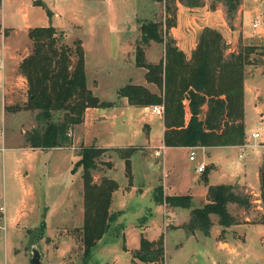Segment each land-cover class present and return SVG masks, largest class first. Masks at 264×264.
<instances>
[{
  "label": "rangeland",
  "instance_id": "rangeland-1",
  "mask_svg": "<svg viewBox=\"0 0 264 264\" xmlns=\"http://www.w3.org/2000/svg\"><path fill=\"white\" fill-rule=\"evenodd\" d=\"M21 1L24 0H0V14L11 20L12 12L14 13V18L9 22L13 28L6 29V42L12 43L13 46H21L25 39L30 43L28 37L21 31L23 21L19 14L26 12L28 23L31 20L36 25H48L45 11L41 6L32 4L24 8V4H20ZM44 1L53 5H67L63 12H59L60 16L55 17V24L59 22L66 27L70 22L79 19V15L73 11L74 8L68 7L67 3L70 0ZM203 1L208 3V0ZM245 7L249 11L245 17V25L247 23L248 28L243 39H238L233 51L243 45H255L257 50L250 55L255 62L245 68L243 79L242 147L234 145L221 150L215 148L212 155L210 154L212 158L207 159L203 152L194 146L190 149L194 152L193 160L188 159L189 150L169 147L163 149L160 156L156 157L153 155L156 148L147 150L140 145L145 141L143 135L148 132L145 120L151 127L150 143L160 144L162 117H158L150 110L145 112V119L141 121L138 114L130 115L131 111L125 109L98 108L97 113L90 109L85 114L84 122L77 126L75 135L80 136L84 144L93 142L96 145L118 147L133 144L135 147L128 156L129 182L134 186L135 193L124 196L120 193L123 191L121 188L120 191L117 188L113 192L109 212L114 218L95 242L88 259L84 262L80 242L82 223L80 169L71 172L75 160L74 153L80 144L74 143L73 145H78L62 149L19 147L18 125L22 128L28 125H31V128L36 126L35 112L7 117L5 134L2 132V145L5 149L3 152L0 150V204H4V230L0 229V264H28L33 246L40 254V264H133L131 251L124 249L123 246L125 248L137 246L140 235L151 238L160 234L164 241V264H264V225L245 228L244 241L230 251L225 250L227 246L225 238L232 237L231 233L234 232L228 230L229 226L228 231H219L227 233L221 241V243L224 241L223 244H219V250L214 245L212 236L205 237L203 245L189 240L184 242L179 233L187 232L176 229L175 224L178 218H181L178 216H183V213L177 212V218L175 216L173 218L171 207L163 202L154 203L149 191L152 183L156 186L162 185V167L167 172L169 183L178 186L179 192L187 187L191 194H199L201 178L210 167L209 164L202 162L204 168L198 174L194 167L199 160L205 162L213 160L218 164L219 170L210 174L211 182H230L243 163L253 161L254 155L257 158L264 157V152L257 144L264 139V59L258 55L260 45L263 43V32L249 29L250 22L256 15L261 14L264 18L262 13L264 6L260 0H241L238 8L243 10ZM91 8L94 9L98 24L94 37L89 30L79 31L73 25L66 27L62 33H65L63 42L66 45L70 46L76 38L83 40L86 48V80L89 83L91 77L95 79V95L103 100L115 101V89L126 83L128 76L129 79L132 78L130 80L134 79L149 90L156 91L154 85L143 80L144 70L133 65V56L139 36L138 21L149 19L163 22L162 3L156 0H94ZM125 13L129 19H124ZM162 30L164 31V27ZM116 37L130 39L129 50L123 56L125 68L118 62L120 58L116 55L117 46L114 42ZM226 46L225 53L228 52ZM143 47L144 61L155 63L162 58V44L150 41ZM91 115L103 116L104 119L91 121ZM27 130L29 129H25ZM255 130L260 133L257 140L249 137V133ZM120 159L122 158L112 150L97 157L96 168L91 172L93 181L98 182L102 176H111L120 187H126L123 160L121 162ZM106 161L110 163L109 167L104 164ZM262 165L264 162L257 173ZM140 189L141 192L136 193ZM246 194L250 201L248 208L258 213L257 217L260 215L264 218V200L259 194V184L254 188H248ZM191 203L192 206L197 205L195 201ZM227 209L232 214L230 204ZM212 220L214 222V219ZM42 223L44 227L40 228ZM215 230L216 227L209 228L208 233H215ZM4 238L7 241V253L4 249ZM176 242H181V245L174 247Z\"/></svg>",
  "mask_w": 264,
  "mask_h": 264
},
{
  "label": "trees",
  "instance_id": "trees-1",
  "mask_svg": "<svg viewBox=\"0 0 264 264\" xmlns=\"http://www.w3.org/2000/svg\"><path fill=\"white\" fill-rule=\"evenodd\" d=\"M156 1L163 5V22L149 19L138 21L139 36L133 56L135 66L144 70L143 80L154 85L156 91L142 84L125 83L115 91L116 97H125L126 102L133 106L162 107V145L165 147H241L244 145L243 79L245 68L255 62L250 55L257 47L243 45L236 51L225 53L220 33L213 28L203 27L195 47L186 58L167 34L175 24V2L188 8L201 7L205 2ZM240 3L241 0H208L207 7L213 10L220 4L225 19L231 25ZM40 5L49 17L50 12L43 4ZM27 37L30 40L29 51L17 65V73L25 81L26 100L5 108L35 111L36 126L23 134L25 146L38 149L69 148L70 130L82 122L84 110L108 108L113 102L99 100L88 88L83 50L78 40L70 46L66 45L63 33L50 24L29 28ZM150 41L163 45V56L155 63L144 61L143 46ZM259 49L258 55L264 59V30ZM133 149H109L123 160L126 187L130 186L128 156ZM106 150L92 145L79 146L71 167V172L80 169L83 262L114 218L108 208L111 193L118 187L117 182L107 176L94 182L91 175L96 168V158ZM104 164L110 166L108 161ZM258 182L259 194L264 200V165L258 173ZM152 199L154 203L163 202L169 207L189 208L188 219L178 225L187 233L200 231L207 234L213 223L226 228L237 222V217L228 212L229 204L245 210L249 206L247 194L236 192L227 184L208 185L206 202L200 207H192L190 195H162L160 184L154 187ZM260 220L264 221V218ZM40 226L43 228L44 224ZM131 257L144 264H163L162 234L155 240L140 235L138 247L131 252Z\"/></svg>",
  "mask_w": 264,
  "mask_h": 264
},
{
  "label": "crops",
  "instance_id": "crops-1",
  "mask_svg": "<svg viewBox=\"0 0 264 264\" xmlns=\"http://www.w3.org/2000/svg\"><path fill=\"white\" fill-rule=\"evenodd\" d=\"M93 2H94V0H70L69 3H67L68 7L72 6L74 8L73 11H75V13L79 15V19L77 21L74 20L73 22H70L66 27L73 25L79 31L87 29L90 31L91 35L94 37V35H96L95 31L98 29L97 28L98 24L96 23V16H95V13L93 11L94 9L91 8V3H93ZM260 2L264 6V0H260ZM40 3L43 4L46 7V9L50 12L49 17H47V15L45 14L46 22L48 24L52 25L53 27H55L56 29L60 30L61 32H62V30H66L67 28L65 26H62V24H60L59 22H57L58 24H55L54 19H55V17L60 16L59 12H63L65 7H67V5H61V6L53 5L50 3H46L44 0H24V1L20 2V4H24V8H26V6L30 7V6H32V4H37L38 6H41ZM109 8L111 9V7H109ZM18 9H16L17 13H19ZM248 12L249 11H248L247 7L243 8V10L241 8H238V10L236 11V13L232 19L231 25H230V24H228L227 20L225 19L223 8L220 4H217L213 10H210L207 7L206 3H204L203 6H201V7L188 8L179 2H175V24H174V26H172L169 29V35L173 39L174 45L177 47V49H179L184 54V56L186 58H188L191 50L195 47V45L197 43V38H198V35H199V32L201 31V29L203 27L213 28L220 33V35L222 36V40H223L224 44L227 45L226 46L227 51L230 52V51L234 50V47L236 46L238 39L239 38L243 39V37L245 36L244 35L245 30L248 28V27H246V26H248L247 23L245 25V17L248 14ZM262 13L264 14V8H263ZM19 15H20L21 20L23 21L21 31L23 32L24 36H27V30L29 28L40 26V25L33 24V22L31 20H29L30 23H28L27 22L28 16H27L26 12H23ZM260 16H262V15L260 14ZM13 18H14V13L12 12L11 20ZM124 19H129V17L126 13L124 15ZM11 20L6 19L4 15L0 14V129H1L0 131H2V129H3V131H2L3 134H5V131H6L5 129H6L7 117H11V118L15 117V116L18 117V115L21 113L24 114V113L35 112V111H30V110H16L15 111V110H11L9 108H5V107H9V106L16 105V104H21L26 100L25 81H24L23 77L17 73V65H18L19 61L28 53L29 42L25 39L24 42L21 44V46H13L12 43L9 42V44H8L6 42V34H7L6 29L7 28H13V26H10L11 24L9 23ZM16 20H17V17H16ZM6 21H8V22H6ZM249 29H251V26L249 27ZM97 34H98V31H97ZM63 35H65V33H63ZM75 40H78L80 42V45H81L82 50H83L84 72H85V78H86V69H87V67H86V48L84 46L83 40H81L79 38H76ZM75 40H73V41H75ZM103 42H106V41L103 40ZM114 42H115V45L117 46L116 55L118 56V58H120V60L118 62L122 66V68L123 67L125 68L123 56L129 50L130 39L128 40L127 38H124V37L122 39H119L118 37H116V40ZM133 65L135 66L134 60H133ZM126 68L129 69L127 66H126ZM136 68H140V67H136ZM90 79H91V82L88 83V81L86 80V84H87L88 88H90L92 93L95 95L94 91L96 88V82H95V79H93L92 77ZM130 79H132V78H130ZM130 79L128 76L126 78V81H127L126 83L141 84V83L135 81L134 79L133 80H130ZM124 84H122V85H124ZM122 85H120V86H122ZM120 86H118L115 89V91ZM96 97L102 101H109V100L100 99L98 96H96ZM112 102H113V104L108 108H116L119 110L125 109L128 111H131L130 115L131 114L132 115L138 114L141 121H144V119H145L144 118L145 112L149 111V106L138 107V106L129 105L126 102L125 97H120V98L116 97V100L112 101ZM118 102H120L121 105ZM90 109H94L96 111V113L99 112V110H97L98 108H86L84 110V113H83L82 122H84L86 112H88ZM90 118H91V121L96 120V119H98V120L104 119L103 116L94 117V115H91ZM144 122L148 126V132L145 135L142 134L144 136L145 141L143 143H140V145H142L147 150H151V149L153 150L157 147H160L162 145V137L160 140V144L154 145V144L150 143L149 132H150L151 127L147 123V120H145ZM79 124L74 125L73 128L70 130L71 146L74 143H79L80 144L79 146H91L92 145L95 147L105 148L108 150L115 148V147H118V146H110V145H96L93 142H90L89 144H84L82 142V140L80 139V136L75 135L77 126ZM18 126H19L18 132L20 133V137H19V143L17 145H19V147H26L28 149H38V148H30V147H27L24 145L23 134L25 132V129L31 128V125L25 126L23 128L20 125H18ZM160 129H161V135H162V131H163L162 121H161V128ZM78 134L80 135V133H78ZM73 136H74V139H73ZM2 142H3V138L1 139V145H0V150L3 152L5 147L2 145ZM77 145H73V146H77ZM228 146H234V145L197 146V148L203 152L202 154H203V156H205V158L210 159V158H212L211 155H212L213 149L218 148L219 150H221L222 148L228 147ZM121 147H134V145L130 144V145L121 146ZM167 148H169V147L163 146L162 150L163 149L165 150ZM177 148L187 149L189 151L191 149V147H186V146L185 147L180 146ZM54 149H62V148H54ZM170 149H172V148L170 147ZM108 150L104 151L101 155L108 152ZM189 151H188V154H189ZM157 157H159V156H157ZM252 159H253V161L243 163L242 167L238 168V170H237L238 172H236L237 175L235 177L233 176L231 178L230 182H211L209 179L210 174L212 172L214 173V172L219 170L218 164L213 160H209L208 162H205L202 159L199 160L197 163H199L201 161L204 164L206 163V164L210 165L206 174L204 176H202V178H201L202 186L200 187L199 194H194V193L191 194L188 191L189 188H187V187L183 188V190L181 192H179L177 190V189H180L178 186H174L173 184L169 183V181L167 180V178H168L167 172L162 167V175H161L162 185L160 184L161 193H162V195H185V194L190 195L191 201L192 202L195 201L197 203L196 206H192V207H200L202 204H204L206 202L205 193H206V187L208 185L227 184V185H231L233 187L234 191L241 192L244 194L247 192L248 188H250V187L254 188L255 186H257V184H259L257 181V176H258L257 172H258L260 165L264 162V157L257 158L254 155V157ZM120 161L122 162V159H120ZM197 163H196V165H197ZM122 165H123V163H122ZM109 178L113 179L111 176ZM204 180H206V181H204ZM197 181H198V179H197ZM155 186H156L155 183L154 184L152 183L149 186L150 187L149 191H150L151 197H152V192H153V189ZM117 188H118V190H119V188H121L123 190V191H120V190L119 191L124 196H127L130 193H133V194L135 193V188H134V186H131V185L129 187H124V186L120 187L118 185ZM141 190L142 189H140L139 192H136V193H140ZM113 192L111 193V200H112ZM2 205L4 207V204H2ZM191 205H193V203H191ZM230 205L233 209L232 215L237 217L236 218L237 222L235 224H232L229 226L228 230H232L234 232L231 233L232 237L225 238V240H227L226 241L227 246H226L225 250H227V251L233 250L234 248H237L241 245V243L244 241L245 228H247L249 226H253V225H264V221L260 220L261 216L258 215V217H257L258 213L252 211V209L250 210L249 208H247L245 210L242 208L240 209L233 204H230ZM157 206L161 207V205H157ZM109 207H110V205H109ZM171 209H172L171 213H172L173 218H174V216H175V218H177V216H176L177 212L183 213V216H178L181 218H178V221L175 223L176 229H178V228L181 229L180 227H178V225L187 220L189 208L171 207ZM109 210H110V208H108V212H109ZM161 211H162V209H161ZM17 219H18V217L15 219V221H17ZM2 221H3V227H4V211H3ZM212 227H216L215 233H212V234L211 233H207V234H203V233H179V235L182 237V240H184V242H187V240H189L192 242L195 241L196 243H200L202 245L205 243V241H204L205 237L212 236V238L214 240V245L219 250V244H223L224 241L222 243H221V241L223 239V236L225 234H227V233H220V232L226 231L228 227L222 228L221 226L217 225L216 223L212 224L210 228H212ZM217 232H219V233H217ZM157 237H158V235L153 236L151 238H146V239L155 240ZM5 238H4V249H5V253H7V241ZM138 241H139V237L137 239V246H134L132 248H125V249L128 251L130 250L132 252L134 249H136L138 247ZM177 245L180 246L181 242H176L174 247H177ZM132 263L133 264H144V263H141V262H139L137 260H133V259H132ZM146 264H151V263H146ZM163 264H164V241H163ZM183 264H185V263H183Z\"/></svg>",
  "mask_w": 264,
  "mask_h": 264
},
{
  "label": "built area",
  "instance_id": "built-area-1",
  "mask_svg": "<svg viewBox=\"0 0 264 264\" xmlns=\"http://www.w3.org/2000/svg\"><path fill=\"white\" fill-rule=\"evenodd\" d=\"M250 26L252 29H258L261 32H263L264 30V18L262 16L256 15L251 23ZM149 110L154 113L155 115H157L158 117L162 116L163 110L162 107L160 105H152L149 106ZM249 137L253 140H257L260 137V133L258 130L252 131L249 133ZM0 138H2V131H0ZM257 144L260 146L261 151L264 152V140H260L259 142H257ZM243 146V145H242ZM241 146V147H242ZM162 148L163 146L161 145L160 147H157L154 151H153V155L154 156H160L161 152H162ZM192 148V147H191ZM238 156H240V154H238ZM188 159L189 160H193L194 159V152L192 150L189 151L188 154ZM204 168V164L202 162L197 163V165L194 167V171L196 172H201ZM3 211H4V207L2 204H0V229L3 230Z\"/></svg>",
  "mask_w": 264,
  "mask_h": 264
},
{
  "label": "water",
  "instance_id": "water-1",
  "mask_svg": "<svg viewBox=\"0 0 264 264\" xmlns=\"http://www.w3.org/2000/svg\"><path fill=\"white\" fill-rule=\"evenodd\" d=\"M28 264H40V254L35 246L31 248Z\"/></svg>",
  "mask_w": 264,
  "mask_h": 264
}]
</instances>
